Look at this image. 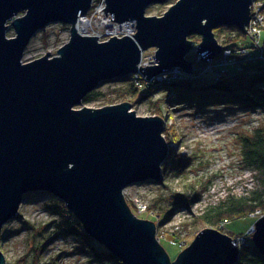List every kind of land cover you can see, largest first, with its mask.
I'll use <instances>...</instances> for the list:
<instances>
[{"label": "water", "instance_id": "obj_1", "mask_svg": "<svg viewBox=\"0 0 264 264\" xmlns=\"http://www.w3.org/2000/svg\"><path fill=\"white\" fill-rule=\"evenodd\" d=\"M105 1L113 21H135L134 37L99 41L79 32L76 24L93 0H0V231L18 216L28 193L41 191L63 201L86 233L125 264H236L245 237L240 243L210 226L172 261L156 223L128 205L127 187L162 181L171 147L164 118L139 116L126 101L76 107L100 85L136 73L148 79L216 75H198L197 56L213 62L222 55L219 27L247 33L253 0H177L162 16L146 10L168 0ZM56 22L71 26L58 55L48 51L23 62L35 34ZM153 47L155 63L140 66L142 52ZM249 235L264 254V215ZM6 263L0 248V264Z\"/></svg>", "mask_w": 264, "mask_h": 264}, {"label": "rangeland", "instance_id": "obj_2", "mask_svg": "<svg viewBox=\"0 0 264 264\" xmlns=\"http://www.w3.org/2000/svg\"><path fill=\"white\" fill-rule=\"evenodd\" d=\"M176 2L177 0H168L162 4H152L147 8L146 14L162 16ZM227 27L229 26L219 27L223 28L222 32L219 28L215 29V32H219L217 38L221 44H224L229 36L237 37L236 31L229 32ZM245 34L247 36L234 40L238 44L236 48L246 47L251 50V56L244 57L264 58V52L258 51L249 34ZM14 35V29L10 28L7 36ZM70 37V25L52 23L31 39L22 61L35 60L48 51L52 57L58 55L57 50L65 45ZM261 37L263 47L264 28ZM191 39L199 43L202 38L199 36ZM143 52L145 61L150 64V61L154 60L152 57L156 48ZM204 63L200 61L198 65ZM136 87L140 90L133 94L128 91L127 82H106L97 88L106 93L105 96L87 103L83 101L76 108L85 106L94 109L126 101L132 104L131 110H135L139 116L157 115L165 119L164 133L170 139V151L182 153L185 158H189L186 172L178 176L167 174L164 179L167 186L142 182L127 187L125 193L132 212L139 218L155 222L159 233L164 234L166 239L161 243L174 261L195 239L201 228L198 216L210 205H215L230 195L240 196L259 187L254 172L242 164L241 139L258 127L264 126V111L246 112L230 105L197 109L186 104L166 102L162 111H157L155 102L159 100L161 103V97H165L163 92H156L150 100H139L144 89L138 85ZM194 187L203 192L198 201L190 208L173 211L171 217L167 218L164 209L168 206L171 193L192 192ZM55 198L57 197L48 192L27 195L18 216L3 226L0 231V248L6 256V264H116L96 258L80 236L55 235L58 221V215L52 209ZM138 202L146 205L145 213H136ZM151 211H154L155 215L148 213ZM257 219L251 215L229 219L223 230L232 236L249 234ZM178 238L182 239L179 242L181 245L176 243Z\"/></svg>", "mask_w": 264, "mask_h": 264}, {"label": "trees", "instance_id": "obj_3", "mask_svg": "<svg viewBox=\"0 0 264 264\" xmlns=\"http://www.w3.org/2000/svg\"><path fill=\"white\" fill-rule=\"evenodd\" d=\"M227 28L229 32L236 31L237 37L229 36L230 38L228 37V40L226 39L224 44L222 43L223 46L234 48L238 45L234 42L235 39L247 36L235 26H229ZM222 29L219 28L218 30L222 32ZM215 33L216 36H219V32ZM191 37L197 38L199 36L193 35ZM118 81L127 82L130 93L136 94L140 90L136 87L132 75L109 82ZM142 89H144V92L140 94L139 100H150L156 92H163L162 94L165 97H161V103H159V100L155 102L157 111H162L165 102L186 104L197 109H203L213 105H230L239 107L246 112L264 111V58L243 57L238 59L236 66L222 68L216 75L183 76L164 81L155 80L149 82ZM105 95L106 93L95 89L88 93L83 101L84 103L91 102ZM164 134L169 142V137L166 133ZM240 157L242 164L254 172V177L259 181V187L249 190L240 196L230 195L225 200L215 205H210L202 215L198 216L201 221V228L198 233L208 226L215 227L224 232L219 225L225 220L246 217L258 209L264 213V126L258 127L250 135L242 137ZM188 160L189 158H185L182 153L176 154L171 150L169 157L163 164L162 181L150 179L146 182L167 186L164 181L165 176L169 173H173L174 176L184 175L188 167ZM193 189L192 192H188L189 194L171 193L168 198V206L164 209L167 218L171 217L173 211L181 208H190L198 201L203 192L201 190L198 191L196 187ZM32 193L41 194L45 192H31L27 195ZM27 195L25 196V200L27 199ZM55 200L56 202L52 209L58 215L55 228V235L57 237L80 236L96 258L115 262L116 264H125L115 257L103 243L86 233L82 222L74 212L67 208L63 201L58 198H55ZM238 236H244L245 243L240 245L239 260L236 264H264V254L254 245L251 235L242 234ZM238 236L232 237L235 238Z\"/></svg>", "mask_w": 264, "mask_h": 264}, {"label": "built area", "instance_id": "obj_4", "mask_svg": "<svg viewBox=\"0 0 264 264\" xmlns=\"http://www.w3.org/2000/svg\"><path fill=\"white\" fill-rule=\"evenodd\" d=\"M106 7V1L105 0H93L92 7L90 11L79 18L76 27L79 32H81L84 35H95L99 36V41H106L109 40L114 35L118 37H122L124 35H129L134 37L137 32L136 29V23L135 21H127L123 23H118L113 21L111 15H107L105 13V10L103 9ZM81 19L88 20L90 22L89 26L85 29L79 27V23ZM264 28V0H253L251 5V20L249 22V25L247 26V33L249 34L250 38L252 39V42L256 45V49L258 51H264V46L262 47V32ZM244 56H251V50L246 47H226L222 53L221 56L216 58L213 62H205L204 64L197 65L198 69V75H204L205 73L209 72H216L218 73L220 68L222 67H229V66H236L237 60ZM154 60L150 61V64L155 63V55L152 57ZM144 52H142V61L140 63V66H147L150 65L148 62L145 61ZM201 60V57L197 56V62L199 63ZM133 80L136 85L139 87L144 88L147 84V82L151 81H164L175 78L174 76H171V74H163L161 76H158L154 79H148L146 76H144L141 73H136L132 75ZM126 190V189H125ZM124 190V195L126 197V193ZM136 213H145L147 211V207L144 203L138 202L136 204ZM149 214L155 215L154 211L148 212ZM253 217L259 218L263 216L264 214L261 212L260 209L256 210L255 212L250 214ZM227 220L223 221L219 227L224 228V225ZM156 236L161 243L162 240H165L166 237L164 234L159 233V229L157 228ZM183 236H181L182 238ZM244 236L238 237L239 242L241 243V239ZM177 240V244L181 245L179 243L182 241V239Z\"/></svg>", "mask_w": 264, "mask_h": 264}, {"label": "bare ground", "instance_id": "obj_5", "mask_svg": "<svg viewBox=\"0 0 264 264\" xmlns=\"http://www.w3.org/2000/svg\"><path fill=\"white\" fill-rule=\"evenodd\" d=\"M89 24H90V22L88 20L81 19L80 23H79V27L85 29L89 26ZM222 229H224V228H222Z\"/></svg>", "mask_w": 264, "mask_h": 264}, {"label": "clouds", "instance_id": "obj_6", "mask_svg": "<svg viewBox=\"0 0 264 264\" xmlns=\"http://www.w3.org/2000/svg\"><path fill=\"white\" fill-rule=\"evenodd\" d=\"M162 244V243H161ZM163 245V244H162Z\"/></svg>", "mask_w": 264, "mask_h": 264}]
</instances>
